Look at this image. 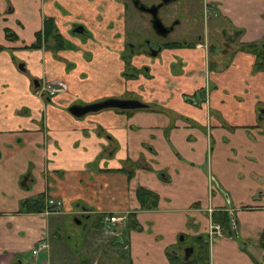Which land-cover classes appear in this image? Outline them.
I'll list each match as a JSON object with an SVG mask.
<instances>
[{"label":"crops","instance_id":"1","mask_svg":"<svg viewBox=\"0 0 264 264\" xmlns=\"http://www.w3.org/2000/svg\"><path fill=\"white\" fill-rule=\"evenodd\" d=\"M200 1L214 32L238 30L233 50L210 54L204 39L164 49L160 60H132L148 67L135 79L123 75L114 34L122 4L0 0V264H106L109 254L116 264H170L169 253L195 250L198 237L208 264H264V71L235 51L264 40V0ZM44 16L72 49L30 48ZM106 19L118 26L108 31ZM76 22L107 33L80 42L69 33ZM56 80L64 92L36 93ZM106 98L147 107L68 113ZM138 189L154 198L142 204ZM47 199L61 208L46 211ZM215 225L220 236L208 238ZM40 240L46 249L32 255Z\"/></svg>","mask_w":264,"mask_h":264},{"label":"flooded vegetation","instance_id":"2","mask_svg":"<svg viewBox=\"0 0 264 264\" xmlns=\"http://www.w3.org/2000/svg\"><path fill=\"white\" fill-rule=\"evenodd\" d=\"M115 1L118 2L119 4H122L123 7H125L124 3H126L128 1L132 10L136 14H138V16L140 18H143V17L146 18L145 19L146 24L149 26V30L151 32L150 36L144 37L147 39H141V40H139V42H136L134 45L127 44V46H128V50L126 51L127 53H125V54L122 53V55H121V59L124 63V66L128 68V71L125 72V70H124L123 73H125V74L127 73V75L129 77H133L135 79L138 75H141L143 77H147L146 71L148 70V67H147V65L141 64L139 66V68H136L131 64L132 60L135 59L137 61H140L141 63L144 61L151 62L150 58H154V61L160 60V54H161L162 50H164V49H173V50L179 49V48H181V47H178L179 45L191 43V41H189L187 39L188 33L190 32L189 27L197 25L198 22L202 21V19L206 16V13H207V9H205V11L202 12V10L200 8V6H201L200 0H196V1H198V3H197L198 8L194 10L195 17H192L188 13H185L183 10H180L179 13H180L181 18H183V20L186 21L187 24H190V23L191 24L185 25L184 26L185 28L180 29L178 31V33L176 34V37H174L173 34H174V32H176V29L180 27L182 20L177 16L170 18L171 16L169 14L167 7L171 4H176V3L177 4L180 3V5H182L183 3L181 2V0H115ZM134 3L137 5L141 4V5H144L146 7L158 6L157 10H156L157 18L160 20V22L163 24V26H165V27L172 26L171 31L166 35V37L162 38L160 36H157L154 33V31L152 30L151 25H150L151 16L148 13L137 10L136 7L134 6ZM175 15H178V14H176V12H175ZM207 17H209V15ZM79 25L82 26L78 22L71 24V26L69 28V33L71 35H73L74 37L75 36L80 37V38H78V40L80 42H84L86 38H81V37L88 36L85 29H83L82 34H77L73 31ZM235 35H236V33L234 34L233 32H231L229 34L222 32L220 34V36L223 39V43H221V47L219 48V50L218 49L217 50L220 53L229 52L230 50L232 51L233 47L235 46V44L237 42V38H235ZM148 38H154V39H148ZM193 39H194L193 42H197L199 40L200 41L202 40L199 33L195 34ZM263 41H260L259 43L262 44ZM167 45H172L173 47L167 48L166 47ZM209 45L206 46L207 50H209V48L213 46L212 44H209ZM67 46H68L67 48H69V49L73 48L72 45H70V43H67ZM263 46H264V44H262V47ZM214 48L216 49L215 46H214ZM153 52H155L154 55L152 54ZM154 61H152V62H154Z\"/></svg>","mask_w":264,"mask_h":264},{"label":"rangeland","instance_id":"3","mask_svg":"<svg viewBox=\"0 0 264 264\" xmlns=\"http://www.w3.org/2000/svg\"><path fill=\"white\" fill-rule=\"evenodd\" d=\"M65 1H68V0H65ZM186 3H188V5L182 4L183 5L182 6V5H180V3L179 4L176 3V4H171V5H169L167 7V9L169 11V14L171 16L170 18H172L174 16H177V17H179L182 20L180 27L177 28L176 32H174V34H173L174 37H176V34L178 33V31L180 29H184L185 28L184 27L185 25H190L191 24V23L187 24L186 21H184L183 18H181L180 13H179L180 10H183L185 13H188L190 16L195 17L194 10L198 8V4H197L198 1L191 0V1L188 2V0H186ZM124 6H125L124 7V11H125L124 12V17H125V19L123 21H120V22L123 23L122 24V28L120 27L119 31H117V30L114 31V34L121 35V37H119V38L121 40V47H122V53L123 54L127 53L126 52L128 50L127 44L134 45L136 42H139V40H141V39H147V38H144V37H148V36L151 35V32L149 30V26L146 24V20H145L146 18H144V17L140 18L138 16V14H136L132 10V8L129 5L128 1L126 3H124ZM175 12L178 15H175ZM207 16H208V12L206 13V16L202 19V21L198 22L197 25L189 27V31L190 32L188 33L187 39L189 41L193 42V40H194L193 38H194L195 34L199 33L200 36H201V39H204L206 41V46L209 45V44H212L213 46L216 47V49L219 50V48L221 47V43H223V39L221 38L220 34L222 32L225 33L224 32L225 28L219 27L214 32L215 29H213V28H214L215 18H212L211 20H208ZM103 18H105V16H103ZM111 18H113V17H110V20H111ZM99 19H101L100 20L101 22L102 21L104 22V19L98 18V20ZM106 21H107V19H106ZM112 23H115V22L114 21L113 22L110 21V23H109V19H108L107 22H105L104 25H106V29L110 26L107 29L108 31H110V28L113 26ZM204 24H205L206 28L204 27ZM93 25H94V29L95 30L91 31L90 28L87 29V30L85 29V31L87 32L88 36H83L81 38H86V39L87 38H97V36H99L100 33H102V35H103V33H107V31L104 30V26H102V25L96 26L95 23H93ZM115 26L117 27L118 24L115 23ZM90 31H91V33H90ZM94 31H96L97 34H95V37H92V35L94 34ZM232 32L234 34L235 33L238 34V30H232ZM100 38H104V37L102 36ZM148 39H154V38H148ZM254 43L260 44L259 42H254ZM263 44H264V41H263ZM150 61L151 62L154 61V58H150ZM136 68H139V65ZM127 71H128V69L125 68V72H127ZM123 75H124V73H123ZM124 77H129V76L126 73V75ZM132 95L133 94H127V95L125 94V95H123V97H132ZM122 99H124V98H122ZM260 110H264V108L261 107ZM83 225H85V221L83 222ZM83 225L78 226V231L77 232H73L74 236H75L73 238V240H77V239H79L81 237V234L83 233V228H84ZM69 246H70V248H73V244L69 243ZM175 252L176 251L173 250V253H175ZM120 253H122V252H120ZM80 256H81L79 258L80 260H82L83 258H86V254L82 253V254H80ZM181 256H182V254H181ZM121 259H123V257H121ZM107 260L109 261L110 264H116L114 262L115 261L114 258L113 257L111 258L110 254L108 255ZM118 260H120V259H118ZM90 262H92V260H90ZM93 262H94V260H93ZM77 263H79V262H77ZM98 263H99L98 261L94 262V264H98ZM109 263H106V264H109ZM119 264H127V261H123L122 260V261H120Z\"/></svg>","mask_w":264,"mask_h":264},{"label":"trees","instance_id":"4","mask_svg":"<svg viewBox=\"0 0 264 264\" xmlns=\"http://www.w3.org/2000/svg\"><path fill=\"white\" fill-rule=\"evenodd\" d=\"M42 44H48L49 48L52 52H56L59 50H62L64 48H67V43L64 42L63 38L60 36V34L57 32L56 27L54 25V20L50 17H43L42 20V30L41 32H38L35 34V43L30 46V48H37ZM263 44V43H262ZM262 44L258 43H248V44H240L237 45V49L235 51H241L246 53H251L255 56V66L254 71L256 70H262L264 71V46L262 47ZM167 48L173 47L172 45H167ZM215 48L214 46L209 48L210 54L214 52ZM211 63V62H210ZM211 67L214 66L212 63L209 64ZM210 67V68H211ZM127 68V67H125ZM128 69V68H127ZM124 75H126L124 73ZM124 112V111H122ZM129 172H127L128 174ZM137 196L140 202L143 204L146 198H154L153 195H151L149 192H146L142 189L137 190ZM27 201H23L20 203V208L22 210H26L24 207L27 206ZM41 203V199L38 198L35 200V203ZM153 205V204H151ZM143 207V205H142ZM40 209H37L36 211H39ZM196 242L198 243V247L194 250L193 249V256L191 259L186 258L184 259L183 256H180L179 258L168 254L169 262L170 264H208L207 260V243L203 242L199 237L196 238ZM259 247H264V228L260 234L259 240H258Z\"/></svg>","mask_w":264,"mask_h":264},{"label":"water","instance_id":"5","mask_svg":"<svg viewBox=\"0 0 264 264\" xmlns=\"http://www.w3.org/2000/svg\"><path fill=\"white\" fill-rule=\"evenodd\" d=\"M134 6L136 7L137 10L148 13L151 16V21L150 25L152 30L157 36H160L162 38L166 37V35L171 31L172 26L170 27H165L163 24L160 22V20L157 18L156 10L158 6H151V7H146L141 4H135ZM83 27L78 26L76 29L73 31L77 34H82L83 33ZM155 52L152 54L154 55ZM147 106L141 103L140 101L137 100H128V99H118V98H106L103 100H100L98 102L90 103V104H85V105H72L68 108V113L76 118L83 117L86 114L89 113H95L101 110L105 109H116L120 111H133V110H140L144 109ZM264 113V110H262ZM76 223L78 221L75 219L74 220ZM182 240V238H180ZM192 247H185L183 248L182 251V256L184 258H187L190 252H192Z\"/></svg>","mask_w":264,"mask_h":264},{"label":"built area","instance_id":"6","mask_svg":"<svg viewBox=\"0 0 264 264\" xmlns=\"http://www.w3.org/2000/svg\"><path fill=\"white\" fill-rule=\"evenodd\" d=\"M66 90V84L60 80L52 81V82H44L40 87H38L36 93L42 97L52 98L55 95L64 92ZM46 211L48 207L53 208H61L62 202L60 200H53V199H47L44 202ZM109 223H116L119 221V218L116 217H109L106 219ZM221 231L220 227L218 225L212 226L209 228L207 235L208 238L212 235L220 236ZM46 249V245L40 240L34 247V249L31 251L32 255H36L38 251Z\"/></svg>","mask_w":264,"mask_h":264}]
</instances>
